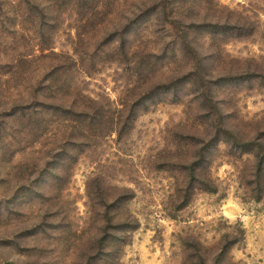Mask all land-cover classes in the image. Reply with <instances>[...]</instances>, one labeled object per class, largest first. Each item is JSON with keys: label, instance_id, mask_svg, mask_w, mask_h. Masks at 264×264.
Segmentation results:
<instances>
[{"label": "rangeland", "instance_id": "obj_1", "mask_svg": "<svg viewBox=\"0 0 264 264\" xmlns=\"http://www.w3.org/2000/svg\"><path fill=\"white\" fill-rule=\"evenodd\" d=\"M262 163L264 0H0V264H264Z\"/></svg>", "mask_w": 264, "mask_h": 264}, {"label": "trees", "instance_id": "obj_2", "mask_svg": "<svg viewBox=\"0 0 264 264\" xmlns=\"http://www.w3.org/2000/svg\"><path fill=\"white\" fill-rule=\"evenodd\" d=\"M215 26H217V24H215ZM66 56H63V59L65 58ZM69 59V58H68ZM73 60V58H70ZM14 60L17 62V64L15 65V67L17 66H21L22 64L26 63L28 61V56L27 54H24V53H17L16 57L14 58ZM75 62V61H74ZM63 64H65V62L63 61ZM54 74V71H51V75L49 74V76H52ZM164 84H159L157 85L156 87H160V86H163ZM167 86V84H166ZM27 105L26 103L23 104V106ZM136 108V107H135ZM135 108H133L132 110H130V116L127 117V121L125 122L126 125L124 126H120V124H118L116 122V124H114V129H113V132H116L119 136H121L123 134V131L127 128V126L131 125V122L134 121L135 117L137 116V113L135 112ZM67 121V120H65ZM81 123H85V121H81ZM224 133H226L228 135L229 131H225ZM215 134H218L216 136H221L220 134V131L219 132H215ZM234 143L236 144V147H238V149H240V142L237 140V138H235V140H233ZM248 153H250L252 150H244ZM263 166H264V163L260 164V167L259 168H262L263 169ZM207 190L209 191H216V187L214 186H208ZM134 193L132 192L131 194H129V198L133 197ZM120 199L119 197L117 198V200ZM187 201H184L181 205H184ZM233 242H230L229 245H231Z\"/></svg>", "mask_w": 264, "mask_h": 264}]
</instances>
